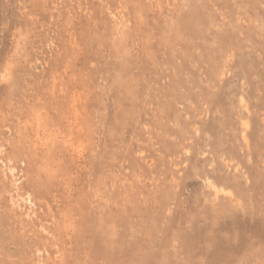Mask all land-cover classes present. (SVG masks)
<instances>
[{
  "label": "rangeland",
  "instance_id": "rangeland-1",
  "mask_svg": "<svg viewBox=\"0 0 264 264\" xmlns=\"http://www.w3.org/2000/svg\"><path fill=\"white\" fill-rule=\"evenodd\" d=\"M0 264H264V0H0Z\"/></svg>",
  "mask_w": 264,
  "mask_h": 264
},
{
  "label": "bare ground",
  "instance_id": "bare-ground-1",
  "mask_svg": "<svg viewBox=\"0 0 264 264\" xmlns=\"http://www.w3.org/2000/svg\"><path fill=\"white\" fill-rule=\"evenodd\" d=\"M45 230H46V228H45ZM49 232V231H48ZM50 233V232H49ZM56 244V243H55Z\"/></svg>",
  "mask_w": 264,
  "mask_h": 264
}]
</instances>
